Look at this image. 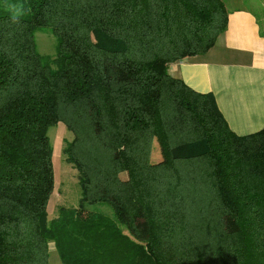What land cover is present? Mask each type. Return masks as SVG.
Returning <instances> with one entry per match:
<instances>
[{
    "label": "trees",
    "instance_id": "trees-1",
    "mask_svg": "<svg viewBox=\"0 0 264 264\" xmlns=\"http://www.w3.org/2000/svg\"><path fill=\"white\" fill-rule=\"evenodd\" d=\"M227 15L225 0H0V264H54L50 242L62 264H264V126L234 132L167 69ZM60 120L81 197L48 218Z\"/></svg>",
    "mask_w": 264,
    "mask_h": 264
},
{
    "label": "crops",
    "instance_id": "crops-1",
    "mask_svg": "<svg viewBox=\"0 0 264 264\" xmlns=\"http://www.w3.org/2000/svg\"><path fill=\"white\" fill-rule=\"evenodd\" d=\"M226 8L227 24L215 43L167 69L191 88L213 92L228 126L246 134L264 126V14L244 4Z\"/></svg>",
    "mask_w": 264,
    "mask_h": 264
},
{
    "label": "rangeland",
    "instance_id": "rangeland-1",
    "mask_svg": "<svg viewBox=\"0 0 264 264\" xmlns=\"http://www.w3.org/2000/svg\"><path fill=\"white\" fill-rule=\"evenodd\" d=\"M260 0H225L229 6L232 5H249L254 8L257 13L264 14V7L261 6ZM35 41L38 50L43 54L53 56L56 51V37L49 27H43L35 32ZM48 135L51 140L53 152V171L54 186L47 203L48 218H54L64 209L77 207L80 203L81 189L78 181L77 168L66 159L63 147L66 142L72 140L74 131L70 129L63 121H58L48 129ZM157 142L154 139L150 153V159L156 160L160 158L161 153ZM86 210L99 211L113 217L112 207L106 202H83ZM126 232L128 228L121 224ZM130 233V232H129ZM49 262L54 264H62L58 253L52 242L49 243Z\"/></svg>",
    "mask_w": 264,
    "mask_h": 264
}]
</instances>
